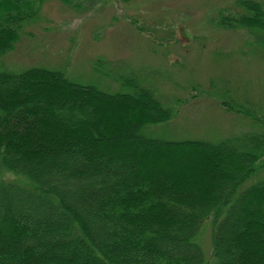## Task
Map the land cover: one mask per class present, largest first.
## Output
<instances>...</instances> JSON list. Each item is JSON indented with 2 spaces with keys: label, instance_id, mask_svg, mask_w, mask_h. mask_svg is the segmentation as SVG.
Masks as SVG:
<instances>
[{
  "label": "trees",
  "instance_id": "obj_1",
  "mask_svg": "<svg viewBox=\"0 0 264 264\" xmlns=\"http://www.w3.org/2000/svg\"><path fill=\"white\" fill-rule=\"evenodd\" d=\"M42 1L0 0V58L14 50ZM243 5L248 15L221 24L264 31L263 8ZM121 80L130 93L105 94L60 71L0 70V224L10 227L0 231V264H264V213H246L264 205V177H256L264 134L218 143L153 138L150 126L170 122L172 111L149 86ZM45 87L51 91L38 94L41 102L35 95ZM97 106L119 115L94 114ZM49 129L73 136L53 137ZM170 150L201 157V173L219 164L205 185L178 186L171 177L141 179L137 162L121 160L132 151L149 157L146 166L166 164ZM13 202L32 216L12 210ZM207 220L211 254L200 239Z\"/></svg>",
  "mask_w": 264,
  "mask_h": 264
},
{
  "label": "rangeland",
  "instance_id": "obj_2",
  "mask_svg": "<svg viewBox=\"0 0 264 264\" xmlns=\"http://www.w3.org/2000/svg\"><path fill=\"white\" fill-rule=\"evenodd\" d=\"M243 1L256 2L264 10L263 0H44L35 20L23 25L14 50L0 58V70L60 71L71 82L105 94L130 93L123 78L142 82L173 113L170 122L148 130L160 140L218 143L249 132L262 135L264 31L221 24L231 15H248ZM45 91L51 90L40 89L35 98L44 102L38 94ZM103 113L119 115L113 107L97 106L94 114ZM47 132L62 139L73 136L58 129ZM75 135L79 138L80 131ZM165 152L173 155L166 164L146 166L149 157L132 151L121 160L137 162L141 179L171 177L178 186L205 185L219 164L201 173L196 164L204 161L198 155ZM258 163L264 165V154ZM256 177H264V169ZM10 208L32 216L17 202ZM257 211L264 213V205L249 207L246 213ZM61 214L58 210L56 216ZM0 225L2 233L10 232L9 226ZM211 226L207 220L200 236L208 254ZM96 236L101 239L98 229Z\"/></svg>",
  "mask_w": 264,
  "mask_h": 264
}]
</instances>
